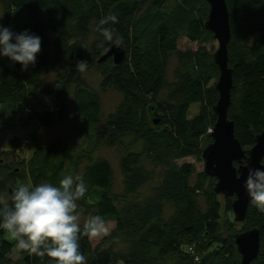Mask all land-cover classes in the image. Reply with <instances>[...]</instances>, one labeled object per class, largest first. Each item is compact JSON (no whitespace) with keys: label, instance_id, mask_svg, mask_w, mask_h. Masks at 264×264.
Segmentation results:
<instances>
[{"label":"trees","instance_id":"16d2710c","mask_svg":"<svg viewBox=\"0 0 264 264\" xmlns=\"http://www.w3.org/2000/svg\"><path fill=\"white\" fill-rule=\"evenodd\" d=\"M225 2L233 73L228 120L248 150L264 130V0ZM0 7L3 26L41 37L37 62L28 71L0 59V198L9 199L8 190L21 184L58 185L69 173L82 178L88 189L77 202V212L85 218L82 228L90 215H100L127 242L117 252L112 243L94 247L89 236L81 235L86 264H240L234 236L252 229L259 231L263 249L264 213L249 204L244 221L235 222L233 198L215 195L216 180L184 161L202 162L216 121L212 107L218 100L214 85L219 69L215 51L206 47H212L214 38L205 29L209 6L204 0H0ZM23 9L29 22L11 24L10 15ZM113 14L118 23L105 27L114 29V41H105L97 30L99 21ZM181 38L202 45L180 50ZM116 40L125 50L124 62L117 66L109 58L98 64ZM78 61L100 72L101 91L120 97L104 117L99 94L81 77ZM45 68L56 72L49 90L42 80ZM44 95L48 104L41 111H23L28 116L24 125H33L23 141L30 157L18 158L17 138L4 151L10 126L3 119L14 118L22 104ZM194 104L198 111L189 118ZM150 107L162 118L161 131L150 123ZM59 125L67 126L70 139L45 145L41 130ZM127 139L130 148L119 159L122 193L115 194L110 163L91 157L100 148L122 149ZM134 142L141 149H131ZM147 185L148 195L138 199L136 194ZM4 233L0 229V264H49V258L25 250L12 262L13 244ZM262 249L251 264H264Z\"/></svg>","mask_w":264,"mask_h":264},{"label":"clouds","instance_id":"9594fccd","mask_svg":"<svg viewBox=\"0 0 264 264\" xmlns=\"http://www.w3.org/2000/svg\"><path fill=\"white\" fill-rule=\"evenodd\" d=\"M110 23H118V17L113 14L99 21L97 30L105 41H114V29L105 27ZM40 51V36L29 30L16 33L0 24V59L7 58L12 65L18 63L25 72L35 66ZM76 67L85 71L87 61H78ZM243 187L250 204L264 213V164L248 169ZM87 190L84 180L71 173L63 176L58 185L21 184L9 199L0 198V229L11 234L18 249L42 260L47 257L49 264H86L80 250L81 235L94 238L108 232L107 223L100 215H90L82 228L77 202L85 197Z\"/></svg>","mask_w":264,"mask_h":264},{"label":"water","instance_id":"95a60500","mask_svg":"<svg viewBox=\"0 0 264 264\" xmlns=\"http://www.w3.org/2000/svg\"><path fill=\"white\" fill-rule=\"evenodd\" d=\"M209 6L205 29L212 33L217 48L214 63L219 76L214 85L218 100L212 107L216 121L210 132L211 143L202 151L204 173L216 180L213 188L215 195L233 198L231 210L235 222H243L250 204V198L243 187L248 169H256L264 164V130L255 137L254 145L245 150L235 138L234 124L228 120L233 87L232 70L228 66L227 46L230 40L229 14L225 0H204ZM111 58L114 65L125 60L122 43H114L98 60V64ZM150 123L162 130V118L153 107L149 108ZM236 164L237 166H235ZM11 195L12 190H8ZM234 244L240 255V264H251L260 251V235L256 229L247 230L234 236Z\"/></svg>","mask_w":264,"mask_h":264},{"label":"rangeland","instance_id":"374dc122","mask_svg":"<svg viewBox=\"0 0 264 264\" xmlns=\"http://www.w3.org/2000/svg\"><path fill=\"white\" fill-rule=\"evenodd\" d=\"M10 23L13 25H23L29 22L28 14L25 9L23 10H16L10 15ZM5 21V15L0 7V24H3ZM202 45V44H201ZM200 44L189 42L185 38H181L178 42V48L180 50L184 49H197ZM210 46H206L208 49L213 48L215 51L217 48L216 41L213 42V44ZM175 64V59L172 57L169 62V68H168V74L169 78L171 76V72L173 70ZM81 77L85 80V82L92 88L94 91H96L99 94V97L101 99L102 103V116H106L108 113L112 112L119 104L120 97L113 91L106 90L101 91L100 89V83H101V74L100 72L95 68H86L85 71H80ZM56 79V72L51 70L50 68H45L42 72V80L45 85L46 90H49ZM48 97L47 96H40L37 100H31L26 102L25 104H22L20 107V111L14 118H4L3 121L7 123L10 126V130L7 131L4 135V144H3V150L4 151H10V147L8 145L10 139H19L21 147L16 151L18 154V158L28 159L30 157V148L23 145V141L27 139V136L31 130H33L32 124H25V119H28V116L26 114H23L24 108H28L33 112L35 111H41L43 109L42 104L47 105L48 104ZM198 111V105L194 104L189 109V118H192ZM71 134L67 128L66 125H59L52 128H43L41 130V138L42 142L47 145L53 141H67L70 139ZM130 139H127L125 141V146L122 149H107V148H100L92 157L91 160H96L98 158H103L108 160L110 163L112 170H113V187L112 192L115 194H121L122 193V176L119 171V159L120 156H122L129 148H130ZM133 147V148H132ZM131 149H141V145L138 142H134ZM127 149V150H125ZM15 153V154H16ZM189 163H193L196 167L197 171L203 170V162H196L193 158H188L184 160ZM146 167L151 170V165L145 164ZM150 185L145 186L143 189H141L137 194L136 197L138 199L145 197L148 195V192L150 190ZM5 199V197H2ZM80 217V223H83L85 221V218L79 214ZM108 232L107 234H101L97 237L90 238V241L92 243V246L96 247L101 244V242L104 243L103 246L109 245V243L113 244V248L115 251H123L126 247V240L119 235L114 230V223H108ZM236 230H240V225H235ZM6 241L13 244V251L10 256L12 262H17L21 259V249H18L16 244L17 241L12 238L11 234L5 230L4 237ZM261 243V242H260ZM191 246V245H190ZM192 248V254L194 251V247ZM261 244H260V250H261ZM263 249H264V243H263ZM262 249V250H263ZM191 251L190 254H191ZM264 252V250H263ZM115 264H122L121 262H116Z\"/></svg>","mask_w":264,"mask_h":264}]
</instances>
